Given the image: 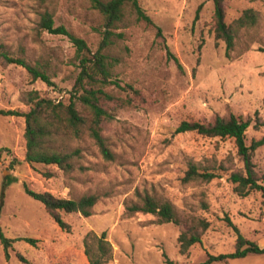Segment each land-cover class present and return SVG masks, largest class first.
<instances>
[{
  "label": "rangeland",
  "instance_id": "rangeland-1",
  "mask_svg": "<svg viewBox=\"0 0 264 264\" xmlns=\"http://www.w3.org/2000/svg\"><path fill=\"white\" fill-rule=\"evenodd\" d=\"M139 3L163 38L156 36L154 25L133 16L114 30L121 33L113 37L109 50L119 59L115 77L132 89L105 87L114 97L129 101L125 106L111 102L112 116L103 122L112 159H105L86 138L74 143L84 149V172L67 175L55 165L28 163L24 117L0 114V227L6 238L15 239L8 257L0 242V264H89L84 238L90 231L106 232L112 245L109 264L201 263L208 254L234 251V227L264 247L261 191L240 195L229 179L231 169L242 168L233 140L175 131L182 120L208 122L232 112L252 119L245 132L247 144L264 136V125L252 126L256 118L264 120V0H223L227 23L247 8L260 18L229 57L225 43L214 38L213 0ZM44 9L53 14L55 25L83 38L92 51L101 42L103 19L89 0H0V52L24 57L52 81L48 85L32 80L25 68L0 56V109L27 111L29 91L66 102L73 88L79 71L75 48L66 36L39 28ZM223 161L230 169L216 168ZM252 161L263 173L264 144L253 152ZM191 162L199 171L215 167L218 176L207 182L183 181ZM24 183L33 191L65 198L96 193L99 200L90 216L60 211L68 224L62 229L44 205L25 192ZM145 193L171 202L181 220L194 216L208 221L201 242L180 253V225L157 223L151 213L126 215L125 204ZM212 264H264V253Z\"/></svg>",
  "mask_w": 264,
  "mask_h": 264
},
{
  "label": "trees",
  "instance_id": "trees-1",
  "mask_svg": "<svg viewBox=\"0 0 264 264\" xmlns=\"http://www.w3.org/2000/svg\"><path fill=\"white\" fill-rule=\"evenodd\" d=\"M89 2L103 19L102 39L96 51H92L83 38L70 32L64 25H55L53 14L47 9L39 13V28L49 33L66 36L75 48L74 57L78 61L79 71L67 101L58 100L56 102L52 98L40 96L36 91H29L26 93V102L29 105L27 111L0 109L1 115L24 117L25 161L31 164L55 165L67 175L76 170L84 172L87 169V166L82 163L84 149L74 144L86 138L94 142L105 159L113 158L102 135L103 122L112 116L109 111L111 102L125 106L129 105V101L114 97L105 90V87L113 84L121 89L126 87L132 89L130 85L121 86L115 77L119 59L109 54V50L114 43L113 37H120L121 33H115L114 30L126 25L131 16L135 21H145L154 25L150 16L141 7L139 0H89ZM213 4L214 38L225 43V54L229 57L241 36L249 35L258 25L259 13L252 8H247L227 23L223 0H213ZM154 26L156 36L163 38L161 28ZM164 48L179 65L178 59L169 52L167 45L164 44ZM0 56L7 63H14L25 68L32 80L40 79L52 85L48 74L24 57L11 55L4 50L0 52ZM251 124L252 119L229 112L223 116L216 115L208 122L182 120L175 131H192L206 137L231 138L236 154L242 162V168L231 169L229 173L234 190L240 195H246L253 189L261 191L264 201V172L259 174L252 161L253 152L264 144V136L257 140L253 139L250 144H247L245 132ZM262 125H264V120L256 118L252 126L257 128ZM212 168L199 171L198 166L191 162L183 181L207 182L218 176L215 167ZM216 168L230 169L224 161ZM23 186L29 196L44 205L48 214L62 229L67 228L68 224L62 219L60 211L79 212L83 216H90L93 206L99 200V195L96 193H85L78 198H65L55 196L50 192L33 191L25 183ZM137 212L151 213L156 217L157 223L172 222L180 225L181 230L177 237L180 253H185L191 245L201 242L202 234L209 226V222L204 218L192 216L181 220L171 202L159 201L147 193L138 194L136 201H129L125 204L126 215L132 216ZM234 228L237 232L234 251L217 255L208 254L204 262L197 264L226 262L232 258L244 257L248 253H264V247L245 238L236 227ZM14 240L6 238L0 227V242L6 257H8L7 250ZM25 240L35 242L30 238H25ZM84 253L89 264H109L112 260V245L107 239L106 232L102 231L100 234L88 232L84 238ZM168 262L174 264L170 260Z\"/></svg>",
  "mask_w": 264,
  "mask_h": 264
}]
</instances>
